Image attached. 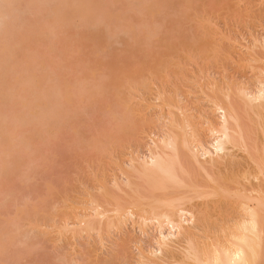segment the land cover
<instances>
[{"label":"rangeland","instance_id":"rangeland-1","mask_svg":"<svg viewBox=\"0 0 264 264\" xmlns=\"http://www.w3.org/2000/svg\"><path fill=\"white\" fill-rule=\"evenodd\" d=\"M21 1V6L25 10L20 7L21 14L19 10L15 11L19 17L16 19L19 21L16 26L10 27V32L3 29L5 25L3 22L11 20L12 17L1 18L2 22L0 20V95L6 93L5 96H0V114L7 113V136L16 139V146L11 145L13 147H10L11 153L6 156L8 158L6 160L11 162L8 164L10 172L6 176L3 175L5 172L3 173V163L0 160V229L3 230L1 233H6L7 230L20 228L18 237L16 234L19 232L13 233L17 237L13 238V242L17 240L18 246H16V242L15 244L10 242L12 240L10 238L9 241V237L0 241L1 243L3 241V245L6 246V250L0 249V264H68L69 262H71L69 264H82L85 260L86 264L87 262L88 264L89 262L105 264L110 261L107 257L110 256L111 250L114 249L112 252L114 254L120 248L116 244L113 248L112 241L118 238L114 242H119V239L126 237L127 233L114 232L117 237L113 233L112 238L109 239L111 241L106 239V245H102L101 248V242H99V236L96 233L93 235L94 237H89L87 234L88 237H85V233L82 234V237L78 235L77 239L75 238L76 241L74 236L69 233L66 234L67 237H64L65 240L60 239L58 236L60 230L58 229H60V225L64 224L70 205L77 206L80 203L82 206L83 201L85 203L86 200L88 201L90 191L99 192L96 189H99L97 185L102 179H106L111 184L114 182L113 177L122 175L119 163H124L129 156L127 153L131 146L134 147V150L137 149L136 146L139 147L141 151L139 148L138 151L141 154L148 151V145L153 140H151L153 136H149L148 133L152 134L155 130L158 132L157 129L163 125H159L157 122L159 119L155 116L158 113V108L161 107L160 104L163 103L162 97L159 98V101L162 102L158 101V94L163 96L161 94L165 91L164 95L168 96L171 93L175 97L177 93L176 97L180 95L178 100L181 97L182 105L184 107L187 105L185 108L190 110L189 113L196 114V119L198 110L210 109V102L206 100L207 96H205L212 89V85L206 86L210 80L212 81L208 84H212L216 80L226 83L225 80H229L231 77V79L237 80L234 82L239 83L256 76L255 73L258 71L256 69L255 73H252L255 69L251 66L258 61L252 60V56L249 54L252 50H249V45L254 44L253 38L255 40L257 35L259 39L264 37V0H190L189 2H185V0H119L111 7L115 19L110 21L107 27L108 31H105L102 36L95 33L100 27H102L100 30H103L105 25L93 19H90V23H88L85 14L87 7L85 6L76 7L67 30L64 33L56 34L50 31L47 22L52 21V8L58 4V0ZM40 1L42 6L38 4ZM18 2L20 1L18 0ZM149 2L154 5L155 16H146L137 12L136 8H141L143 4ZM96 3L98 0L90 2V4ZM50 10L51 13H49ZM145 20H149L152 24L156 22L159 25V35L148 39L149 44L138 43V49L135 50L132 47L133 40L128 37L127 30L124 29L128 27V24L136 26V29L141 33L140 38L145 40L143 31ZM38 21L39 24H44L43 29L49 34H32L30 28L34 26L38 29L35 24ZM124 23L126 25H123ZM163 35L172 37L173 44L168 45ZM10 45L14 47L9 48ZM13 49L14 51H12ZM248 55L253 63L247 64L250 62ZM98 61L100 63L107 62V64L98 65ZM114 62L118 67L116 70L108 67L110 63ZM242 64L243 66H241ZM250 64L251 66H249ZM92 67H97L95 75H93ZM129 68H136L137 71L123 76L120 95H115L113 92L108 94L93 93L90 99L85 98L83 102H80L79 96L75 95L72 103L68 102L63 109H58L57 87L64 90L68 87L70 91H76L81 84L93 86L100 82L108 83L113 80L115 75L123 73ZM88 76L89 79H86ZM202 86L207 90L205 94V90H201ZM44 87H49L54 92V96L51 97L50 116L44 120L41 119L42 117L39 118L41 120L35 119V121L39 120L36 122L40 125H35L36 122L15 121L14 114L23 107L26 109L22 104V99H29L32 89L40 90ZM94 89H96L95 86L92 87V92ZM120 97H125V103L133 113L131 116L129 115L131 120L129 126L128 122L123 124V127L128 126L126 130L121 129L122 126L117 124V120L107 110L108 104ZM187 97L189 98L187 99ZM149 100L153 102H149ZM148 102L153 104L159 102V106L154 105L158 106L155 112L153 104H150L152 110ZM117 103V109L119 108L117 115L120 116L119 113L122 111H120L121 105L119 106V104L121 102L118 100ZM82 105H87L85 111L82 109ZM211 114L213 113L211 112ZM60 117L64 118L56 123L55 119ZM141 117L143 119L145 117L146 122L142 121ZM137 118L141 119L140 122ZM152 118L156 121L151 122ZM198 118L196 121L201 124L203 119L200 117L201 121ZM147 119L151 123L147 122ZM143 122H145L144 125ZM156 125L159 126L156 127ZM33 135L34 139H31ZM117 138L119 139L115 142ZM6 140L8 139L6 138ZM101 140L107 141L108 144L105 147H99L102 145V143L99 145ZM97 145L99 146L97 147ZM129 145H131L130 148ZM144 147L147 149L145 148V150ZM4 176L6 180L4 179L2 182ZM74 201H77V204ZM40 223L46 227L44 225L42 227ZM131 225L133 224L130 223L126 229L133 232L134 226L131 227ZM14 230L12 231L14 232ZM12 231H9V234L6 233V236L11 235ZM22 231L26 233L23 234ZM133 234L134 237L142 236L138 228L132 233V236ZM20 235L26 244L21 243ZM32 240L34 244L30 242ZM68 241L71 243L69 244ZM28 243L31 247L30 251H28L30 248ZM133 244L135 245V243H131V245ZM8 246L14 248L17 253H12L13 249L11 248V251ZM17 248H19V252L22 249L20 253ZM7 249L8 251L10 249L9 253H7ZM24 250H27V253ZM130 251H132L130 254L134 255L138 250L136 246H132ZM9 257L11 258L9 259ZM86 257L87 259H85ZM103 258H106V261ZM118 259L115 258L114 262L110 261L106 264H112V262L113 264H134L133 261H135L132 257L129 258L132 263L129 260H126L129 263H122L125 260Z\"/></svg>","mask_w":264,"mask_h":264},{"label":"bare ground","instance_id":"bare-ground-1","mask_svg":"<svg viewBox=\"0 0 264 264\" xmlns=\"http://www.w3.org/2000/svg\"><path fill=\"white\" fill-rule=\"evenodd\" d=\"M19 1L0 0V20L1 18L12 17L11 20L3 22L5 24L3 29L6 31L9 30L10 32V27L16 26V23L19 21L16 19L19 17L15 14V11L17 12L22 7V1ZM41 1L38 3L40 6H42ZM117 1L119 0H98V3L90 4L91 0H58V4L52 8V13L51 10L49 12L53 18L51 19L52 21L49 20L47 22L48 27L51 32H55L56 34L64 33L71 23V18L74 16L73 13L76 7L85 6L87 7L85 14L88 23H90V19H93L105 25L103 30H100L102 29L100 27V31L98 30L95 33L98 36H102L105 34V31H108L107 27L110 21L115 19L113 18L115 14L112 12L111 7ZM189 1L185 0V2ZM153 7L154 5L149 2L143 4L141 8H136V10L146 16H155ZM131 8L135 9L134 7ZM21 9L24 8L22 7ZM35 24L38 29L34 28V26L30 28L33 35H36V33L39 35L49 34V32L43 29L44 24H39V21ZM123 25L126 24L124 23ZM144 27L145 40L140 38L139 35L141 33L136 29V26L128 24V27L124 29L125 31L127 30L126 34L128 33V37L133 40L132 47L135 50L138 49V43H148V39L159 35L160 27L156 22L152 24L149 20H145ZM257 37L258 35L255 37V40L252 37L254 44L249 45V50H252L250 51L252 53L249 52L252 60L260 63L257 62L258 65L255 62L257 65H249L255 69L252 73H255L256 69L258 71L255 73L256 76L253 74L255 79H253V76V80L248 79L252 80L251 82L247 79L245 81H241L240 79L241 82L238 80L239 83H237L234 82L237 80L229 77V80H225L226 83L223 82L226 84L223 86L224 84L221 81V83L217 81L215 76V80L219 83L215 81L212 84H208L212 81L210 80L206 86L212 85V89L210 88L211 92L208 90L209 92L206 94L207 90L202 86L203 89L201 88V90H205L206 100L210 102V109L198 110V117L200 114V117L203 119L202 121L199 117L202 121L201 124L196 121L198 117L195 119L197 115L189 113L188 111L190 110L185 108L187 103L184 104L186 105L184 107L183 103H181V97L178 100L180 95L176 97L177 93L175 92V97L171 93L168 97L167 94L164 95L165 91L164 93L160 91L163 96L158 94V101L160 97L164 100L162 99L163 103L160 104V112L158 108L157 115H154L159 119L157 121L159 125H163L160 128L161 130L157 129L159 130L158 132L156 130V132L153 131L154 129L152 130L153 132L149 131L152 132V134H148L149 136H153L151 137V140H153L152 143L147 144L148 149L146 148V144H144L146 146L144 149L146 148L148 151L146 153L144 151L141 154L139 153L141 151L139 147L136 146L137 149L134 150V147L129 145V148L130 146L131 148L129 153H127L129 155L127 157L128 160L126 158L127 161L125 160L124 163L118 162L122 175L115 176L116 174H113L116 178L113 177L114 182L111 184L106 179H102L99 182L100 184L97 185L99 189H96L99 192L94 193V191H90L88 201L86 200V203L83 201L82 206L78 203L79 206L76 203L77 201H74L77 206L70 205V210L68 211V215L66 214L64 224L60 225V229L57 228L60 230L58 233L60 239L67 237L66 234L68 233L74 236V240L78 235L82 237L83 233H85V237L87 235L94 237L93 235L96 233L99 236L101 248L102 245H106V239L112 238L111 236L114 232H118V234L119 232H125L127 236L119 239L118 244L114 242L118 238L114 239L111 243L113 244V248L116 245L120 247L116 251L117 253L113 254L114 249L111 250L110 256L108 255L107 257L109 258L108 260L113 262L115 258H120L121 260H125L122 263H129L126 260L132 257L135 260L133 261L134 264H264V37L263 39ZM229 38L232 39V37ZM164 39L168 45L173 44L172 37L169 35H165ZM13 47V45L9 46V48ZM148 53L150 54V52ZM247 57L249 58V55ZM242 60L245 61L244 59ZM252 60L250 59V62H247V64L253 63ZM104 64L106 65L107 62L98 63V65L103 66ZM108 67L115 70L118 68L116 62L110 63ZM96 68L92 67L93 75L96 74ZM135 71H137L136 68H129L123 73L115 75L113 80L108 81V83L100 82L96 85L93 84L96 87L93 92V86L83 84L79 85L76 91H70L68 87L65 90L57 87L56 94L59 96L57 107L58 109H63L66 103H72L73 96L75 95L79 96L80 102H83L85 98L90 99L93 93L108 94L109 92H113L115 95H120L123 87V76ZM202 75L204 74L202 73ZM19 78L22 80L20 76ZM87 78L89 79V76ZM220 84L223 85L221 86ZM5 94L1 95L5 96ZM30 96L29 99H22V104L26 109L23 107L14 114L15 121L21 120L23 123H35L50 116L51 97L54 96V92L49 87H44L40 90L32 89ZM118 100L121 102L119 104V106L121 105L120 111L123 112L119 113L120 116L117 115L119 111V108L117 109ZM198 100L200 99L198 98ZM125 101V97L115 99L108 104L107 110L112 113L117 120V124L120 127L122 126L121 129L126 130L131 121L129 118L133 113H131L132 109H130ZM162 101L160 100L159 102ZM149 102L153 101L149 100ZM156 102H154L155 104L149 103V107L150 104H153V106L159 104V102ZM196 105L198 104L196 103ZM158 106H154V112ZM114 107H116L117 111ZM151 107L150 109H152ZM86 108L87 105H82L84 111ZM151 114L153 113L151 112ZM6 115L7 113L3 112L0 114V160L3 163V173H6L3 175L5 176L10 172L8 164H11V162L6 160V156L11 153L10 147L13 144L16 146V139H11L7 136ZM74 117L76 116L74 115ZM61 118L64 117L56 118L55 122L58 123ZM133 118L135 119V117ZM153 118L151 122L154 121ZM35 119L39 120L35 121ZM148 119L150 120L149 117ZM143 120L145 121L146 118H142ZM149 120L147 122H150ZM127 122L128 126L123 127V124ZM145 122H143V125ZM35 125H40V123L36 122ZM159 125H156V127ZM123 132L125 131L123 130ZM31 139H34V135ZM142 139L144 138L142 137ZM106 142L99 141V145L101 143L102 145H97V147H105L108 144ZM5 176L1 180L2 182H4V179L6 180ZM59 223L61 222L59 221ZM130 223L133 224L131 227L134 226L133 232L137 231L138 228L142 236L134 237V234L132 236L133 232L130 229H126ZM40 225L44 224L40 223ZM40 225L39 227H41ZM44 227L46 226L44 225ZM17 229L19 230L20 228ZM12 230L14 229L7 230L8 232L6 233L9 234V231ZM18 230L12 231V236H6V233H1L3 230L0 229V241L3 238L9 237V241L11 238L12 241L10 242H13V238L18 237L20 234ZM13 233L18 234L15 236ZM25 233L23 232V234ZM20 236L22 241L18 239L21 243H25L22 235ZM23 236L26 237V235ZM9 241L8 243H10ZM15 242L13 243L15 244ZM30 242L34 244L33 240ZM35 242L37 243V240ZM131 243H135V245H131ZM3 244V241L2 243L0 242V249L6 248ZM28 245L30 247L29 243ZM132 246H136L138 250L134 255L130 254L132 253L130 251ZM103 248L105 247L103 246ZM12 249V253H14V248ZM17 249L19 252V248ZM28 249L30 251L31 247ZM27 250L24 251L27 253ZM130 255L132 256L130 257ZM12 258L15 260L14 257ZM93 259L95 258L93 257ZM103 259L106 261V258ZM129 261L132 263L131 259ZM85 262L86 260L82 264H86ZM102 263H104L103 260ZM89 264L91 263L89 262Z\"/></svg>","mask_w":264,"mask_h":264}]
</instances>
